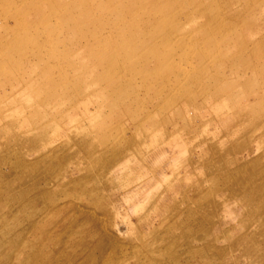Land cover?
Wrapping results in <instances>:
<instances>
[{
	"label": "rangeland",
	"instance_id": "374dc122",
	"mask_svg": "<svg viewBox=\"0 0 264 264\" xmlns=\"http://www.w3.org/2000/svg\"><path fill=\"white\" fill-rule=\"evenodd\" d=\"M0 264H264V0H0Z\"/></svg>",
	"mask_w": 264,
	"mask_h": 264
}]
</instances>
